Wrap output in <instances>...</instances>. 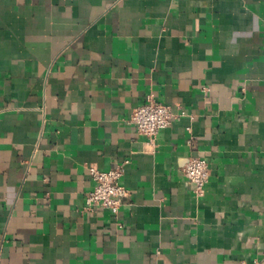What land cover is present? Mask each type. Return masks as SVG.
Masks as SVG:
<instances>
[{
    "label": "crops",
    "instance_id": "obj_1",
    "mask_svg": "<svg viewBox=\"0 0 264 264\" xmlns=\"http://www.w3.org/2000/svg\"><path fill=\"white\" fill-rule=\"evenodd\" d=\"M119 165L122 228L85 210ZM0 264H264V0H0Z\"/></svg>",
    "mask_w": 264,
    "mask_h": 264
},
{
    "label": "built area",
    "instance_id": "obj_2",
    "mask_svg": "<svg viewBox=\"0 0 264 264\" xmlns=\"http://www.w3.org/2000/svg\"><path fill=\"white\" fill-rule=\"evenodd\" d=\"M174 119L172 108L158 103L153 96L148 97L147 103L138 106L131 117L138 134L147 139L151 145L155 144L160 131L170 127ZM123 174V165L110 171L90 169L94 186L85 200V210L91 212L95 208H102L109 211L119 228L123 227L119 220L121 207L130 193L120 184ZM183 174L193 184L195 195L201 197L210 181L211 170L208 161L191 157L183 168Z\"/></svg>",
    "mask_w": 264,
    "mask_h": 264
}]
</instances>
